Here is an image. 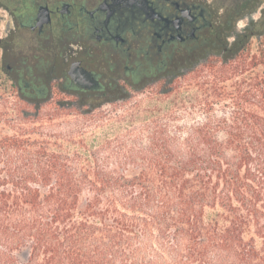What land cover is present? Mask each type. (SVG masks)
I'll return each instance as SVG.
<instances>
[{
	"label": "trees",
	"instance_id": "1",
	"mask_svg": "<svg viewBox=\"0 0 264 264\" xmlns=\"http://www.w3.org/2000/svg\"><path fill=\"white\" fill-rule=\"evenodd\" d=\"M249 29H234L241 41L223 49L220 78L248 66ZM212 56L202 63L213 69ZM261 63L253 55L249 66ZM178 76L165 77L164 94ZM58 89L75 96L59 107L86 114L128 99L127 88L115 98ZM204 94L203 117L181 120L196 114L184 99L143 120L127 110L103 139L35 125L8 134L0 113V264H264V78ZM22 99L36 121L47 99Z\"/></svg>",
	"mask_w": 264,
	"mask_h": 264
},
{
	"label": "flooded vegetation",
	"instance_id": "2",
	"mask_svg": "<svg viewBox=\"0 0 264 264\" xmlns=\"http://www.w3.org/2000/svg\"><path fill=\"white\" fill-rule=\"evenodd\" d=\"M226 1L32 0L27 12L5 5L13 19L0 35V71L25 73L26 77L14 78L37 104L58 88L97 93L145 85L152 76L186 73L206 56L217 57L218 46L232 51L241 41L238 32L245 33L255 18L264 26V16H257L264 10V0L233 3L237 13L221 18L216 11L229 10ZM44 6L49 7L51 20L40 26ZM5 15H0V23ZM244 19L247 28L234 32ZM18 27L37 33L45 53L38 49L31 52L32 58L25 54L8 63L13 54L10 35Z\"/></svg>",
	"mask_w": 264,
	"mask_h": 264
},
{
	"label": "rangeland",
	"instance_id": "3",
	"mask_svg": "<svg viewBox=\"0 0 264 264\" xmlns=\"http://www.w3.org/2000/svg\"><path fill=\"white\" fill-rule=\"evenodd\" d=\"M219 2L221 0H218ZM242 0H227L226 4L229 10L226 8L219 9L218 12L221 18H223L228 13L236 14V5ZM32 0H0V15L3 21L0 23V35L5 34V24L10 19H13L12 15L6 13L5 5H8L11 9H19L21 12H27L30 9V4ZM258 17L264 16V10L261 9L257 11ZM226 17V16H225ZM261 18L254 19L251 22V29L247 31V42L249 43V49L245 50V55L248 57V66L243 71L227 73L225 79L220 78V72L222 70V60L221 53L223 51V46H218L215 51V55L212 59L219 60L217 67L211 68L209 65L204 63H198L196 66H192L189 69V73L181 74V70L178 71L179 75L170 90L171 93L164 94L163 86L164 79H156L152 76L150 81L145 84L138 85H128L127 91L122 92L123 95H127L128 99H119L115 103L109 102L107 100L102 101V107L97 109L95 112L87 113L83 106H74L73 104L65 105V107H59L57 101L60 99H75L74 94L62 93L59 89L52 90L47 98V102L44 104L43 108L40 110L39 117L36 121L24 119L22 111L35 112V107L29 102L22 99L26 97V94L21 90L19 86L18 79L14 77H26L24 73L22 76L14 72H6L4 70L0 71V113H6L2 115L1 127L3 131L8 134H13L16 132V125H35L39 128V131L46 133H52L60 136H71L73 134H81L86 132L87 135L91 136L94 133L97 134L99 139H103L106 136H114L119 131L118 126H120V114L135 113L138 120H143L145 117H150L152 115V110L160 109L161 115H164L168 108L173 107L178 104L181 105V101L188 100L190 103L196 105V114L190 116L187 114H182L181 120H190L194 117H203L202 110L199 108V100L195 98L196 95L204 97V91L212 89V87H224L228 90H234L235 88H249L256 81L264 78V63L259 64L256 67H250L249 63L253 55H257L258 58L264 59V26L260 27L258 20ZM257 20V21H256ZM247 19L242 21V25H236V30L241 31L247 28ZM14 22L11 25L14 26ZM250 27V26H249ZM254 31V33H253ZM231 39V38H230ZM230 42L231 40H227ZM10 44L13 48V54L8 63H13L14 59L24 56L25 54L30 55L31 52H36L38 49L45 48L39 47L37 33L31 31V29L20 28L13 31L10 35ZM47 45V44H46ZM234 49V48H233ZM229 52V51H228ZM231 52V50H230ZM249 52V53H247ZM17 55L16 57L15 54ZM45 53V52H44ZM33 62V60H31ZM239 61V59H238ZM237 61V62H238ZM237 62H233L235 64ZM155 78V79H154ZM246 79V82H243ZM17 85H14V84ZM109 97L115 98L118 95V91L114 89H109ZM27 98V97H26ZM214 99V98H211ZM187 102V103H188ZM222 104V103H221ZM216 104L215 108L219 110L222 105ZM180 111H183L180 109ZM148 114V116H145ZM130 117V114H129ZM9 121L10 124H6ZM121 131V130H120ZM54 148V147H52Z\"/></svg>",
	"mask_w": 264,
	"mask_h": 264
},
{
	"label": "water",
	"instance_id": "4",
	"mask_svg": "<svg viewBox=\"0 0 264 264\" xmlns=\"http://www.w3.org/2000/svg\"><path fill=\"white\" fill-rule=\"evenodd\" d=\"M40 20H39V25L43 26L45 23H48L51 19L50 17V9L48 6H44L40 10L39 14Z\"/></svg>",
	"mask_w": 264,
	"mask_h": 264
}]
</instances>
